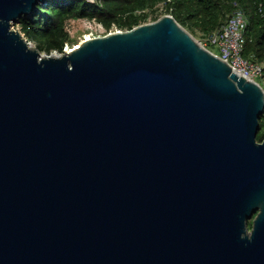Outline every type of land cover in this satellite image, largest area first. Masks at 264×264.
Masks as SVG:
<instances>
[{"label":"water","instance_id":"1","mask_svg":"<svg viewBox=\"0 0 264 264\" xmlns=\"http://www.w3.org/2000/svg\"><path fill=\"white\" fill-rule=\"evenodd\" d=\"M45 2L0 0V264H264V88L172 15L42 55Z\"/></svg>","mask_w":264,"mask_h":264},{"label":"trees","instance_id":"2","mask_svg":"<svg viewBox=\"0 0 264 264\" xmlns=\"http://www.w3.org/2000/svg\"><path fill=\"white\" fill-rule=\"evenodd\" d=\"M159 1L169 4L170 13L179 24L196 27L210 36L220 32L236 11H243L248 19L243 54L263 65L264 80V0H46L32 14L22 16L19 23L21 32L27 40L36 42L37 49L63 52L69 38L68 20L89 18L106 29L115 25L130 30L147 17L145 12H136ZM260 126L258 140L264 139V114Z\"/></svg>","mask_w":264,"mask_h":264},{"label":"rangeland","instance_id":"3","mask_svg":"<svg viewBox=\"0 0 264 264\" xmlns=\"http://www.w3.org/2000/svg\"><path fill=\"white\" fill-rule=\"evenodd\" d=\"M95 1V0H90ZM170 7L169 4L166 1H159L154 6L146 7L145 9H140L136 12L137 15L139 13H147V17L144 20H141L139 22L140 25L151 23L159 18L171 15L170 13ZM183 27L196 39V41L205 49L210 50L213 53L218 54L219 50L216 46V44L213 43L212 39L213 37L209 34H204L201 30H199L196 27H192L190 25H183ZM12 29L18 30L25 38V34L21 32V25L17 21L15 23H12ZM66 29L69 33L68 41L64 45L63 52L66 50H70L74 48L75 46L82 43L87 37H98V36H105L109 33L117 32V31H126L127 29H120L117 26H112L110 29H106L101 23H99L95 19H89V18H81V19H71L68 20L66 23ZM27 39V38H26ZM29 44L33 48H37V44L34 41H29ZM39 50V49H38ZM39 52L42 55H48V54H61L63 52H58L56 50L52 51L51 53H48L46 51ZM258 81L263 85L264 87V80H261V77L257 78ZM261 130L259 131V133Z\"/></svg>","mask_w":264,"mask_h":264},{"label":"built area","instance_id":"4","mask_svg":"<svg viewBox=\"0 0 264 264\" xmlns=\"http://www.w3.org/2000/svg\"><path fill=\"white\" fill-rule=\"evenodd\" d=\"M247 24L248 19L245 13L241 10L236 11L229 18L223 29L212 35V41L219 50L218 54H214L225 61L236 74L252 79L263 87L257 79L262 76L263 65L255 60L246 58L243 54Z\"/></svg>","mask_w":264,"mask_h":264},{"label":"bare ground","instance_id":"5","mask_svg":"<svg viewBox=\"0 0 264 264\" xmlns=\"http://www.w3.org/2000/svg\"><path fill=\"white\" fill-rule=\"evenodd\" d=\"M88 39H91V37H87V39H85V40H88ZM85 40H84V41H85ZM80 44H81V43H80ZM80 44H79V45H80ZM77 46H78V45H77ZM77 46H75V47H77ZM75 47H74V48H75ZM72 49H73V48H72ZM70 50H71V49H70ZM70 50H66V51H70ZM232 71H233V70H232ZM233 72H235V71H233ZM235 73H236V72H235Z\"/></svg>","mask_w":264,"mask_h":264}]
</instances>
